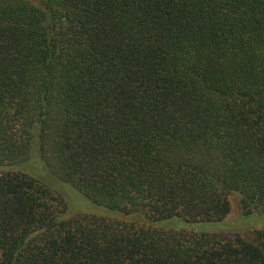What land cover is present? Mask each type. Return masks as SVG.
Wrapping results in <instances>:
<instances>
[{"label":"trees","instance_id":"obj_1","mask_svg":"<svg viewBox=\"0 0 264 264\" xmlns=\"http://www.w3.org/2000/svg\"><path fill=\"white\" fill-rule=\"evenodd\" d=\"M0 264H264V0H0Z\"/></svg>","mask_w":264,"mask_h":264},{"label":"rangeland","instance_id":"obj_2","mask_svg":"<svg viewBox=\"0 0 264 264\" xmlns=\"http://www.w3.org/2000/svg\"><path fill=\"white\" fill-rule=\"evenodd\" d=\"M27 168L29 169L28 171L31 174H36L41 179L46 178V173L44 172L43 164L39 159L38 155L32 157V162ZM45 181L49 184H52V180L48 177L45 179ZM52 186L53 189L57 191V193L61 194L64 197L71 217H84L87 215L105 214L100 208L94 206L89 200H87L73 188L61 184H56ZM239 200V197L236 195L230 197V214L223 221V223L220 224L222 225L221 228H213H218L222 230L223 232H225L226 236L241 235L245 239L252 240L254 239L255 232L263 226H258L257 221H254L253 219L245 220L243 218Z\"/></svg>","mask_w":264,"mask_h":264}]
</instances>
